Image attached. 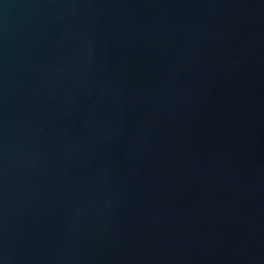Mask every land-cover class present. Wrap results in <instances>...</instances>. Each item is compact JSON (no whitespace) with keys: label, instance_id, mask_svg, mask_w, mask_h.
<instances>
[{"label":"water","instance_id":"water-1","mask_svg":"<svg viewBox=\"0 0 264 264\" xmlns=\"http://www.w3.org/2000/svg\"><path fill=\"white\" fill-rule=\"evenodd\" d=\"M0 264H264V0H0Z\"/></svg>","mask_w":264,"mask_h":264}]
</instances>
